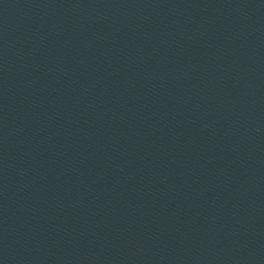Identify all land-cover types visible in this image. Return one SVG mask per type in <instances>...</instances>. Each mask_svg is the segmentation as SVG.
Returning <instances> with one entry per match:
<instances>
[{"label":"water","instance_id":"obj_1","mask_svg":"<svg viewBox=\"0 0 264 264\" xmlns=\"http://www.w3.org/2000/svg\"><path fill=\"white\" fill-rule=\"evenodd\" d=\"M0 264H264V0H0Z\"/></svg>","mask_w":264,"mask_h":264}]
</instances>
